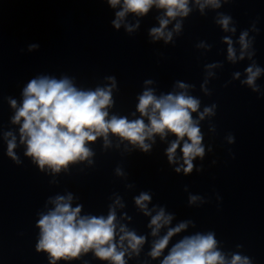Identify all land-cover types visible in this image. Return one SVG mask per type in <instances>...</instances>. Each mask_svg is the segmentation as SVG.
<instances>
[{
    "label": "clouds",
    "instance_id": "obj_1",
    "mask_svg": "<svg viewBox=\"0 0 264 264\" xmlns=\"http://www.w3.org/2000/svg\"><path fill=\"white\" fill-rule=\"evenodd\" d=\"M190 2L198 6L201 13L205 7H221V0H107L111 8L120 7L112 21L113 27L118 30L123 25L128 33L139 28V21L135 24L125 23L129 13L143 17L153 7L163 10L162 15L157 17L159 27H152L149 35L153 41L162 39L165 43L172 41L174 32L181 31L182 20H177V17L183 18L190 14ZM173 21H176L173 29L168 30V25ZM216 23L226 32L236 31L235 27L230 28V15L219 13ZM253 30L258 31L254 26ZM223 39L228 45V60L235 62L237 55L233 41L229 37ZM238 43V58L243 60L247 55L251 59L255 53L249 51L252 40L249 39L247 30L241 33ZM204 46L203 43L198 45ZM37 47L35 44L30 45L29 50ZM217 66L209 64L206 67L212 69ZM245 72L247 78L242 84L250 87L253 92H258L256 80L264 73V69L253 62ZM211 75L213 73L209 71L208 76ZM239 75L235 73L234 77L238 79ZM107 79L109 85L85 90L78 88L67 76L56 79L42 75L31 79L23 88L19 105L17 100L9 98L8 102L14 109L11 123L19 126V142L26 147L24 155L31 158L41 171L47 169L56 174L67 170L70 164L78 161L91 163L90 158L94 153L89 145L98 138L103 139L105 148L111 146V135L147 153L155 143L156 136L164 140L172 134L176 139L171 141L166 149L168 162L179 165L175 168L177 173H191L194 168L193 161L197 157L203 159L205 156L200 121L206 116H214L216 105L206 106L200 112L201 101L188 92L192 86L177 81L175 87L179 91L167 94L157 95L153 88L145 87L137 97L136 112L139 116L130 120L127 116L110 115L109 109L115 103L113 89L116 88V80L114 77ZM144 83L151 85L154 82L146 80ZM205 91L207 92V89ZM193 113H197L198 118H194ZM132 115L135 116V113ZM4 138L7 141V155L16 163H20L15 153L16 135L8 131L4 133ZM227 141L229 144L234 143V136L229 134ZM178 149L182 153L180 158L176 155ZM116 174L124 175L120 168L116 169ZM73 199L70 192L51 197L47 203L53 207L47 212L39 213L36 223L39 238L35 247L37 252L47 253L49 264L77 259L90 251L96 258L109 261L110 264H127L126 256L139 255L146 237L137 235L134 230H129L126 225L119 223L116 209L125 206L120 197L117 196L113 204L109 205L107 216H82V205L73 207ZM134 199L138 209L151 217L148 225L151 235L158 237L153 241L148 255L153 259L159 258L168 248L172 237L185 231L192 221H183L175 227H169L174 215L167 213L164 207L149 210L148 204L152 197L148 192H141ZM198 201L203 202V199L196 195L189 196L190 205ZM153 211L155 215L152 214ZM163 228L167 229L166 234L160 236ZM161 264H253V260L239 252L230 256L225 254L219 248L215 233L209 231L180 239L164 256Z\"/></svg>",
    "mask_w": 264,
    "mask_h": 264
}]
</instances>
